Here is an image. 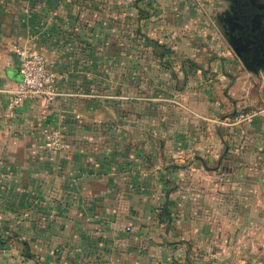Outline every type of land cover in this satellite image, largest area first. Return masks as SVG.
I'll use <instances>...</instances> for the list:
<instances>
[{
	"label": "crops",
	"instance_id": "0c3cea01",
	"mask_svg": "<svg viewBox=\"0 0 264 264\" xmlns=\"http://www.w3.org/2000/svg\"><path fill=\"white\" fill-rule=\"evenodd\" d=\"M156 1L0 0V264H264V110L237 113L223 52L189 60L187 15L146 34ZM14 43L58 77L49 108L7 110Z\"/></svg>",
	"mask_w": 264,
	"mask_h": 264
},
{
	"label": "rangeland",
	"instance_id": "374dc122",
	"mask_svg": "<svg viewBox=\"0 0 264 264\" xmlns=\"http://www.w3.org/2000/svg\"><path fill=\"white\" fill-rule=\"evenodd\" d=\"M193 1L195 6L187 5L185 7L186 0H164L165 4L161 6L158 3L159 0H157L155 6H152V4L151 6H145L146 12L145 14L141 13L140 17L145 18L143 23L145 22L144 28H146V34H154L155 37L157 36V43L159 44L160 42L159 45L162 43L169 45L168 42L162 39L165 40V36L168 34H174V32H170L171 29H177L178 34L175 37L182 32H186L184 15H187L188 19L194 21L192 29L194 31L192 34L179 35V43L181 45V39H185L182 43L184 42L187 46L189 43L190 46L200 45L203 47L202 51L205 53V55H196L189 60H192L191 62L196 67H202L209 63H214L212 60L214 57H217L216 53L218 51L223 52L225 57L222 58H227L226 61L229 66V78H227L226 85L232 84L237 77H240L238 86L234 91V98L242 100V105L236 109L237 113L248 111L246 114L251 115L264 110V74H260L258 78L243 69L228 47L222 31L215 23V16L226 8V3L221 0ZM201 16L204 17L207 25H205L204 31L200 25L202 20ZM130 30L136 33V24L132 23ZM211 79L214 80L213 78Z\"/></svg>",
	"mask_w": 264,
	"mask_h": 264
},
{
	"label": "water",
	"instance_id": "95a60500",
	"mask_svg": "<svg viewBox=\"0 0 264 264\" xmlns=\"http://www.w3.org/2000/svg\"><path fill=\"white\" fill-rule=\"evenodd\" d=\"M224 1L229 2L228 9L215 18L228 47L246 72L264 73V2Z\"/></svg>",
	"mask_w": 264,
	"mask_h": 264
},
{
	"label": "built area",
	"instance_id": "2783aa9c",
	"mask_svg": "<svg viewBox=\"0 0 264 264\" xmlns=\"http://www.w3.org/2000/svg\"><path fill=\"white\" fill-rule=\"evenodd\" d=\"M11 51L17 60V72L20 81L15 88L8 91L7 110L15 111L24 102H39L44 109L53 105L60 96L57 90L58 77L46 68V60L37 51L12 44ZM44 148L49 152L64 151L59 130H49L46 134Z\"/></svg>",
	"mask_w": 264,
	"mask_h": 264
},
{
	"label": "flooded vegetation",
	"instance_id": "af4514ba",
	"mask_svg": "<svg viewBox=\"0 0 264 264\" xmlns=\"http://www.w3.org/2000/svg\"><path fill=\"white\" fill-rule=\"evenodd\" d=\"M221 1H223V2H225L226 3V8L224 9V10H222L221 12H223V11H226L227 9H228V6H229V2H227V1H224V0H221ZM261 3H263L264 2V0H259ZM221 12H219V13H221ZM215 23H216V18H215ZM216 25L219 27V29L222 31V33H223V30H222V27L221 26H219L217 23H216ZM239 62V61H238ZM261 73V72H260ZM259 73V74H260Z\"/></svg>",
	"mask_w": 264,
	"mask_h": 264
}]
</instances>
